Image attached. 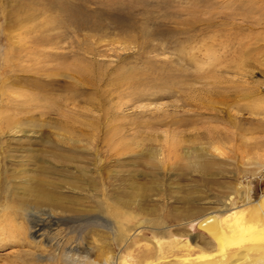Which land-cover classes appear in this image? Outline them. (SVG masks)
Segmentation results:
<instances>
[{
	"label": "rangeland",
	"instance_id": "374dc122",
	"mask_svg": "<svg viewBox=\"0 0 264 264\" xmlns=\"http://www.w3.org/2000/svg\"><path fill=\"white\" fill-rule=\"evenodd\" d=\"M263 140L264 0H0V197L49 172L63 207L0 198V239L33 242L0 264H106L107 241L133 264L158 240L174 262L215 251L208 215L264 232Z\"/></svg>",
	"mask_w": 264,
	"mask_h": 264
},
{
	"label": "bare ground",
	"instance_id": "6f19581e",
	"mask_svg": "<svg viewBox=\"0 0 264 264\" xmlns=\"http://www.w3.org/2000/svg\"><path fill=\"white\" fill-rule=\"evenodd\" d=\"M263 147L264 142L260 143V148ZM13 160L16 159L14 158ZM261 166H264V163H262ZM58 181L59 178L57 175L49 172H43L39 175L22 176L19 179V183L21 182L23 185H25L22 192L23 199L19 198L18 196L21 187L14 184L5 186L0 198L13 202L15 206L18 207L17 209L15 206L13 207L16 213L21 210L22 205L34 206L35 208H41L43 206L53 209L59 207L63 208L58 201L59 198L56 195L60 188V185L57 183ZM23 210L24 209H22V211ZM114 212L116 218L120 219L121 213L118 206L115 207ZM200 213L201 212H197L196 214H193L188 212L186 217H192ZM28 215L31 218L29 220L32 224L29 229L35 239L41 238L43 243H51L52 240H56L55 237L57 235V228L55 227V222L52 223V220L48 221L46 218L34 215L33 213ZM240 218H243V214H241V212L233 218V221L238 222ZM119 224H121V222H119ZM140 224L141 223H139V225ZM9 227H12V225ZM12 228H14V226ZM198 228L207 233L214 241L215 251L212 253H206L205 251L201 250L196 254L189 250L188 253L177 257L174 262H171L168 261L170 256L168 255V252H165L166 250L164 249L163 242L158 240L155 244V248L153 247L154 249L149 246L140 248L139 250H141L143 253L141 256L142 258L140 257L138 259L137 255L136 257L138 260L134 259L135 262L133 264H264V232L262 230L254 228V226H248L244 230L240 231L232 228L230 230V235H228L226 233L225 227L221 225V222L215 215H208L207 217L203 218L198 223ZM12 230L11 228L9 229L11 233L16 231L15 229L13 231ZM18 230L20 231V229ZM10 234L4 239H0V249H5L12 244H19L20 247L25 248V246H30L33 243L31 241L29 242L27 239H25V237L19 239V241H16V239H13ZM12 235L16 237L14 233H12ZM112 241L115 245H119L123 241V235L121 233L115 234ZM75 248L73 250H75ZM112 250L113 248L111 242L107 241V243L101 244L97 247L96 256L101 262L109 264L111 258L113 257ZM59 260L64 264H72L67 260H63L62 257ZM8 261L11 264L41 263V260L37 255L24 251H20L14 257H10ZM118 264L130 263L128 260L126 261L123 259V261L119 262Z\"/></svg>",
	"mask_w": 264,
	"mask_h": 264
}]
</instances>
